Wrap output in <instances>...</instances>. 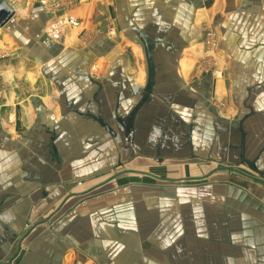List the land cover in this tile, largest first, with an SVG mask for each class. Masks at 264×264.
<instances>
[{
	"label": "crops",
	"instance_id": "1",
	"mask_svg": "<svg viewBox=\"0 0 264 264\" xmlns=\"http://www.w3.org/2000/svg\"><path fill=\"white\" fill-rule=\"evenodd\" d=\"M4 1L0 264H264V0ZM67 15L77 25L49 36ZM211 27L221 70L200 80ZM199 157L225 164L179 180L241 185L180 190L179 208L171 191L89 197L61 215L116 173L76 183L123 162Z\"/></svg>",
	"mask_w": 264,
	"mask_h": 264
},
{
	"label": "rangeland",
	"instance_id": "2",
	"mask_svg": "<svg viewBox=\"0 0 264 264\" xmlns=\"http://www.w3.org/2000/svg\"><path fill=\"white\" fill-rule=\"evenodd\" d=\"M47 2L43 4V6H46ZM49 9L53 11L55 9V5L53 0H51ZM213 31H208L205 34V41H204V47L206 48L205 55L202 59L200 58L199 61L202 63L200 64L199 67H196V70L200 73L197 79L203 80V76H205L207 73L213 74L216 72V75L220 74V67H219V62L216 60V52H218V45H219V39L217 37V34L215 32V29L211 27ZM214 32V33H213ZM58 36V35H57ZM59 37V36H58ZM57 37V38H58ZM212 59V60H209ZM214 59V60H213ZM212 63V65L209 68V63ZM206 66V67H205ZM213 77L215 79L219 78V76ZM2 93H0L1 95ZM202 155V154H201ZM204 156V155H202ZM209 156V155H208ZM207 156V158H208ZM203 158V157H202ZM206 158V159H207ZM189 162L192 161V159H188ZM185 160H166L163 163L161 162H155L151 158L150 160H145L142 158H135L132 160V162L126 161L123 162V165H121L119 168H117L116 171H111L108 170L105 173H102L101 176L97 177H91L89 181L85 183H76L75 185V191L76 192H82L84 190H87V188L90 186H93L94 184H99L102 183V181L105 178L114 177L110 179L108 182H105L101 186H98L96 188L92 187L93 190L87 191L86 193H81L77 194L76 196L72 197L73 200H70L68 203H64L62 206L60 212L61 215L63 214H68L71 212L72 207L76 205V203L81 202L82 200L91 197V199L96 198V199H101L103 195H127V194H133L135 195H140L139 198H142L144 196L151 195L152 193H155V198H158L161 193L163 192H173L175 195H172L170 198V202L173 204L174 208H179L180 207V199L179 195H176V192L179 193L180 190H183L185 192H190L194 191L197 188H202V186H215V187H224L227 186L228 184L231 186H240L237 184L236 179L232 181L230 178H224L219 175L216 177V174H210L209 177L206 176V178H201V179H194V180H179L178 178H183V176H190L194 177H200L201 175L207 174L209 168H214L219 165H224V164H219L216 161H206L203 159L199 158H194V160L191 162L190 165H187ZM201 164V165H197ZM241 168V167H240ZM136 170V171H145L154 174L157 177H150L149 175L146 176L145 174H139L136 172H129V170ZM126 171V172H125ZM160 176V177H159ZM181 176V177H180ZM167 177V178H160ZM202 177V176H201ZM238 180V179H237ZM204 184V185H202ZM198 186V187H197ZM196 195L195 191L191 196ZM163 196H169L168 195H163ZM219 196H216L218 198ZM197 200V198L194 196L193 200ZM160 201V200H159ZM157 200H152L148 201L149 206L151 207H162L166 208L169 207V203H165L160 205L161 202ZM169 201V200H168ZM56 204V203H55ZM98 205H102L101 203ZM56 208V207H54ZM51 208V209H54ZM79 209V208H78ZM74 212V211H73ZM164 212V209L162 210V213ZM47 213V212H46ZM51 222V221H49ZM50 226V223L46 224V227L48 228Z\"/></svg>",
	"mask_w": 264,
	"mask_h": 264
},
{
	"label": "water",
	"instance_id": "3",
	"mask_svg": "<svg viewBox=\"0 0 264 264\" xmlns=\"http://www.w3.org/2000/svg\"><path fill=\"white\" fill-rule=\"evenodd\" d=\"M13 15H14L13 8L10 7L8 3L5 2L4 0H0V27H5L8 21L13 17ZM221 169H230L234 172L244 174L242 171L236 169L233 165H230V166L228 165ZM253 179L254 180L256 179L264 184V180L260 177H255Z\"/></svg>",
	"mask_w": 264,
	"mask_h": 264
},
{
	"label": "built area",
	"instance_id": "4",
	"mask_svg": "<svg viewBox=\"0 0 264 264\" xmlns=\"http://www.w3.org/2000/svg\"><path fill=\"white\" fill-rule=\"evenodd\" d=\"M77 23V20H75L71 15L55 18L52 23L48 25V35L53 38H57L60 27L67 24L76 26Z\"/></svg>",
	"mask_w": 264,
	"mask_h": 264
}]
</instances>
